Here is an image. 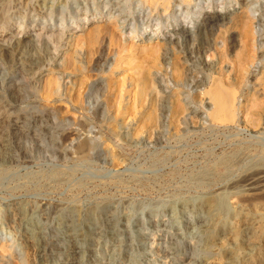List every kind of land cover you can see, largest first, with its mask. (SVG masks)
<instances>
[{"label":"rangeland","instance_id":"rangeland-1","mask_svg":"<svg viewBox=\"0 0 264 264\" xmlns=\"http://www.w3.org/2000/svg\"><path fill=\"white\" fill-rule=\"evenodd\" d=\"M129 2L134 33L110 18L99 23L104 31L88 50L94 25L71 28L78 32L71 34L70 47L56 39L50 46L30 45L25 53L35 66L16 71L11 54L0 52V264H41L22 237L24 226L16 216L21 206L35 213L32 222L42 225L55 245L61 229L80 219L88 264H222L234 223L221 225L208 253L195 230L211 222L198 209L200 202L236 186L242 212L264 213V188L249 193L246 186V178L264 170V79L243 85L233 122L212 121L205 93L216 75L209 65L213 49L196 29L176 35L178 45H170L165 57L168 22L162 16L161 29L149 41L157 15ZM85 3L91 13L104 4ZM28 16L31 28L42 25L43 19ZM241 47L238 39L233 58ZM74 50L76 64L69 59ZM261 64L251 63L249 70ZM61 75L57 95L51 87ZM145 75L151 78L147 86ZM197 210L201 215L193 217ZM262 237L255 250L262 258L241 264H264ZM58 253L51 257L63 256Z\"/></svg>","mask_w":264,"mask_h":264},{"label":"bare ground","instance_id":"bare-ground-1","mask_svg":"<svg viewBox=\"0 0 264 264\" xmlns=\"http://www.w3.org/2000/svg\"><path fill=\"white\" fill-rule=\"evenodd\" d=\"M31 1H34L36 5L30 7L29 4ZM85 1L0 0V52L3 51L6 53V51H8L7 54H11V58H13L12 60L14 62L12 69L16 71L20 68L22 69L26 65L35 66V61L33 62L25 53L28 47L30 49V45L34 46L37 43L40 44L42 41L48 43L49 40L52 41L56 39L57 42L60 41L62 46L67 47L68 45V47H70L68 43L73 39L71 34L86 29L89 25L93 24L94 26L89 31L87 38L88 50H90V48L99 42L101 34L104 31L99 23L110 21V18L116 20L123 30L129 29V32H135L134 23H129V20L136 18L135 16H131V12H126V10L132 8L130 7V0H100L104 3L103 7L100 10L95 9L92 13L89 12ZM136 1L140 4L139 6L143 5L150 9L153 15H157V27L155 26V32L153 30L154 33L151 35L149 41L154 40L157 31L161 29L160 22L162 16L165 18L166 23L168 22V27L164 30L165 32H163L164 37L162 40L164 41L162 49L165 57H168L170 51L172 52L173 50H171L170 45H178L177 40L175 41L176 35L189 36L193 35L192 33L196 29L198 30V35L202 43L204 41V43L208 44V46L213 49V58L209 65L214 68L216 75L213 77L212 84L210 83V88L207 89L205 93L206 103L209 105L210 109L208 113L209 117L212 121L221 122L223 124L233 122L240 108L238 107V104L241 103L239 102V93L241 94L243 92V87H245L243 85L246 83V85L250 86L249 84L252 83V79H264V52L258 51V49L264 48V0H207L206 5H203L204 0ZM214 3L218 5L215 7ZM72 12H74V16L69 18ZM31 13L33 16H37V18L43 19L42 25L38 28H34V26L31 28V26L27 24L30 20L28 15ZM66 13L69 14L68 17H66ZM201 17V24L197 25ZM56 21L58 23H56ZM34 22L36 23V20ZM16 26H18V28ZM71 28L78 31L71 32ZM237 34L240 38H237ZM207 37H210V39ZM238 39L242 42V47L238 56L233 58L231 56V50L237 47ZM48 46H50L49 43ZM251 50L254 51V55L249 56L248 52ZM152 52H155V50H152ZM78 58L79 51L74 50L69 59H71L72 63L76 64V62L78 63ZM68 61L69 60H67V62ZM251 63L252 65L253 63L262 64L258 70H252L251 72V70H249ZM229 65L232 66V69L230 66V71L227 69ZM56 72L60 75L59 71ZM149 76L145 75L146 78L142 79L144 80L145 86L151 81ZM41 77L43 78V76ZM50 77L51 76H49V78ZM61 78L62 75L56 80L54 79L55 82L51 87V91L57 95H59L61 90ZM141 85L144 87L142 83ZM235 85L242 86L237 89L234 87ZM48 86L50 87L51 85L49 84ZM144 94L145 90L143 89L141 90V97H144ZM178 113L179 110L176 115ZM9 119H12L11 116ZM156 120L157 116L155 114L150 117L151 123H155ZM83 147L84 146L81 148L82 151H84ZM244 180H242L241 183ZM246 186L248 192L262 190L264 188V170L258 171L246 178ZM238 193H241V190L236 186L233 187L232 190L221 192V194L217 193L218 195L213 193L214 196L201 201L198 207L199 210L203 209V211H206L207 217L211 218V222L209 224L206 223V226L201 228H197L199 227L197 226L195 228L198 234L203 238L204 249L208 253L216 244L217 239H215L214 236L215 233L222 228L221 225L225 224L226 226L227 224L234 223L233 226H230V242L228 245L222 247L226 252L223 262L221 261L222 264H241L243 261L245 262V260H253V258H255L254 256H262L256 255L255 250L256 246H259L262 241V236H264V213L260 214L258 212L259 209L250 213L242 212V202L240 203V199L238 200L237 198ZM260 199L261 198H259V200ZM199 210L195 212L192 211V216L196 217V215H201L202 212ZM16 216L24 226L22 237L25 238L27 246L35 253L37 260H40L41 264H88L85 261L86 256L83 255L85 236L80 232V226L82 224L80 219H72V225L65 230L61 229L60 240L58 244L55 245L47 239V232L43 226L39 224L35 225L32 222L35 216L34 212H29L24 206H21L17 209ZM243 226L246 228L244 229ZM218 247L220 248V246H217V248ZM261 250L262 249L259 251ZM55 251L62 253L63 256L58 257L57 255L51 257ZM200 264L207 263L202 262Z\"/></svg>","mask_w":264,"mask_h":264}]
</instances>
